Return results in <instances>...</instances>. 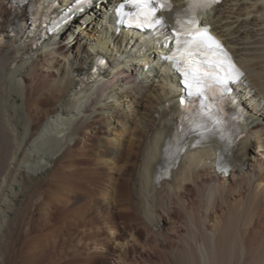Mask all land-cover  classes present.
I'll list each match as a JSON object with an SVG mask.
<instances>
[{"label":"bare ground","instance_id":"1","mask_svg":"<svg viewBox=\"0 0 264 264\" xmlns=\"http://www.w3.org/2000/svg\"><path fill=\"white\" fill-rule=\"evenodd\" d=\"M5 1L0 264H264V127L244 140L230 177L213 175L202 149L156 182L174 125L164 105L183 91L159 58L168 30L127 49L138 39L124 45L110 12L122 0H105L101 24L75 15L30 50L27 17L8 23ZM205 21L246 68L241 91L264 115V0H224ZM103 48L119 62L77 90L71 70Z\"/></svg>","mask_w":264,"mask_h":264},{"label":"snow or ice","instance_id":"2","mask_svg":"<svg viewBox=\"0 0 264 264\" xmlns=\"http://www.w3.org/2000/svg\"><path fill=\"white\" fill-rule=\"evenodd\" d=\"M152 2L153 0H135V3L138 7H140L141 9H147V12L145 13L147 16H150L152 12L155 11V8L149 7ZM156 2L159 3L161 9L170 7L168 0H156ZM194 3L196 5H202L203 0H194ZM177 24H181L179 14L177 18ZM183 32L184 35L191 36V39L185 41V50L189 51V55H192L191 50L194 49L198 54L205 58L204 63L211 64L215 68L223 70L226 73L231 72L234 74L229 76L228 78H236L239 75H242L239 70L235 68V65L231 64L227 53L223 51L220 43L213 37L207 35L206 29L201 30L196 27V22L194 19L187 21V27L183 29ZM169 59H171V57H169ZM226 61L227 67H225ZM204 75H207V73H205ZM185 76V83L189 88H191L193 85L189 83L188 72H185ZM191 79L195 81L197 85H199L201 75L193 73ZM219 82L223 83L224 81L221 79ZM189 95H192V93L189 92Z\"/></svg>","mask_w":264,"mask_h":264},{"label":"rangeland","instance_id":"3","mask_svg":"<svg viewBox=\"0 0 264 264\" xmlns=\"http://www.w3.org/2000/svg\"><path fill=\"white\" fill-rule=\"evenodd\" d=\"M100 10V8H99V6H98V8L97 9H95L94 10V13H89V17H90V19L92 18L93 20H94V22L96 23V25L98 26L99 24H101V19H103L104 17L103 16H97V11H99ZM219 16L217 15V18H218ZM78 26V23L76 22H74V24H72L71 25V27L72 28H75V27H77ZM67 39H69V36H66V40ZM89 41H87L86 42V44H85V47H86V49L89 47ZM72 47L75 49L76 47H77V44H72ZM252 151H253V146H252ZM74 241H72V240H70V242H69V240H68V245H67V243H66V248H68V249H71L72 247H73V245H74V243H73ZM73 243V244H72Z\"/></svg>","mask_w":264,"mask_h":264}]
</instances>
